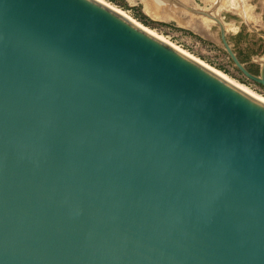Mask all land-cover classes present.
<instances>
[{"label": "water", "instance_id": "1", "mask_svg": "<svg viewBox=\"0 0 264 264\" xmlns=\"http://www.w3.org/2000/svg\"><path fill=\"white\" fill-rule=\"evenodd\" d=\"M0 264H264V101L97 0H0Z\"/></svg>", "mask_w": 264, "mask_h": 264}, {"label": "rangeland", "instance_id": "2", "mask_svg": "<svg viewBox=\"0 0 264 264\" xmlns=\"http://www.w3.org/2000/svg\"><path fill=\"white\" fill-rule=\"evenodd\" d=\"M101 1L264 99V88L241 74L227 56L214 20L218 17L222 21L227 41L239 61L251 74L258 75L264 60V0H153L158 1L156 8L150 0ZM152 7L154 11L158 9L152 11L155 14L150 12Z\"/></svg>", "mask_w": 264, "mask_h": 264}, {"label": "bare ground", "instance_id": "3", "mask_svg": "<svg viewBox=\"0 0 264 264\" xmlns=\"http://www.w3.org/2000/svg\"><path fill=\"white\" fill-rule=\"evenodd\" d=\"M98 2H100V3H102L103 5H105L106 7H108V8H110L111 10H113V11H115L116 13H118V14H120L118 11H116L114 8H112V7H110V6H108L107 4H105L104 2H102L101 0H97ZM146 1V0H145ZM149 0H147L146 2H148ZM145 2V3H146ZM150 2H152L153 3V7H155V6H158V1H153V0H150ZM148 4V3H147ZM147 4H145V6H147ZM149 4H151V3H149ZM152 6V5H151ZM151 6H150V8H151ZM149 7V6H148ZM148 7H145V8H147V9H149ZM153 7H152V10H150V12L151 13H153L152 11H154L153 10ZM165 7V6H164ZM156 8V7H155ZM154 8V9H155ZM160 9V8H159ZM173 9V8H172ZM158 10V9H157ZM156 9H155V11H157ZM163 10H164V8H163ZM154 11V12H155ZM163 12H165V11H163ZM153 14H155V13H153ZM152 14V15H153ZM121 16H123L122 14H120ZM154 16V15H153ZM155 17V16H154ZM158 17V16H157ZM127 19V18H126ZM128 20H130V19H128ZM131 22H133L132 20H130ZM133 23H135V22H133ZM136 24V23H135ZM138 26H140V25H138ZM218 26V25H217ZM141 27V26H140ZM143 28V27H142ZM218 28H219V26H218ZM144 30H146V32H148V33H150L151 35H153V36H155V37H157V38H159L160 40H162V41H164V42H166L165 40H163L162 38H160V37H158L157 35H155L154 33H152V32H150V31H148L147 29H145V28H143ZM167 43V42H166ZM174 47V46H173ZM174 48H176V47H174ZM176 50H178L179 52H181V53H183L182 51H180L179 49H177L176 48ZM183 54H185V53H183ZM186 56H188V57H190L189 55H187V54H185ZM191 58V57H190ZM192 59V58H191ZM194 60V59H193ZM196 62H198L199 64H201V62H199V61H197V60H195ZM262 63V62H261ZM202 66H204L205 68H207L208 70H210L211 72H213L214 74H216V75H218L219 77H221L222 79H224V80H226L227 82H230L231 84H233L235 87H237V88H239V89H241V90H243V91H245L246 93H248V94H250V95H252V96H254V97H256V98H258V99H260V100H262V101H264V99L263 98H261L260 96H258V95H255V94H253V93H251L250 91H248L247 89H245V88H243L242 86H240V85H237V84H235L234 82H232L231 80H229L228 78L226 79V77L225 76H223L222 74H220V73H218V72H216V71H214V70H212L211 68H209V67H207V66H205V65H203V64H201ZM234 65V64H233ZM242 74V73H241ZM254 75V74H253ZM255 76H258V75H255ZM248 79V78H247Z\"/></svg>", "mask_w": 264, "mask_h": 264}, {"label": "trees", "instance_id": "4", "mask_svg": "<svg viewBox=\"0 0 264 264\" xmlns=\"http://www.w3.org/2000/svg\"><path fill=\"white\" fill-rule=\"evenodd\" d=\"M250 72V71H249ZM251 73V72H250ZM253 74V73H252Z\"/></svg>", "mask_w": 264, "mask_h": 264}]
</instances>
